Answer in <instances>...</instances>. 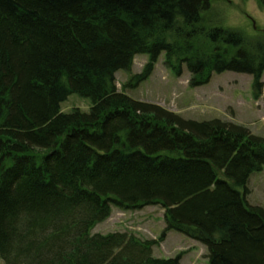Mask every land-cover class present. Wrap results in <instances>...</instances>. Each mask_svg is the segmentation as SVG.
Listing matches in <instances>:
<instances>
[{"label": "trees", "instance_id": "16d2710c", "mask_svg": "<svg viewBox=\"0 0 264 264\" xmlns=\"http://www.w3.org/2000/svg\"><path fill=\"white\" fill-rule=\"evenodd\" d=\"M264 8V0H258ZM211 0H0V260L3 264H181L155 241L94 234L112 208L159 206L165 231L206 248L208 264H264V209L247 183L264 138L219 119L181 118L117 90L135 55L161 54L189 85L212 74L252 77L264 44L206 27ZM210 49L200 51L197 38ZM229 48L232 53H229ZM71 95L87 112L61 111Z\"/></svg>", "mask_w": 264, "mask_h": 264}, {"label": "rangeland", "instance_id": "374dc122", "mask_svg": "<svg viewBox=\"0 0 264 264\" xmlns=\"http://www.w3.org/2000/svg\"><path fill=\"white\" fill-rule=\"evenodd\" d=\"M207 25L219 26L239 33L247 48L256 43L264 44V8L258 0H211L210 8L202 14ZM195 46L207 51L208 43L197 38ZM229 53L232 49L229 48ZM148 62L146 55H135L129 71L115 74L118 91L133 100L155 104L186 120L222 122L242 126L252 135L264 138V71L261 75L262 90L259 96L253 90L252 77L246 74L225 72L212 74L207 84L189 85L190 75L182 67L179 76L164 65L161 54L153 71L144 82L136 84L135 77L142 73ZM90 102L71 95L61 105V111L87 112ZM246 200L250 205L264 209V167L250 176ZM164 210L148 206L140 210L123 211L112 208L110 216L98 224L94 234L126 233L143 241H155L152 254L156 258L180 257L181 264H208L206 248L195 240L175 231H165ZM0 264H3L0 260Z\"/></svg>", "mask_w": 264, "mask_h": 264}]
</instances>
